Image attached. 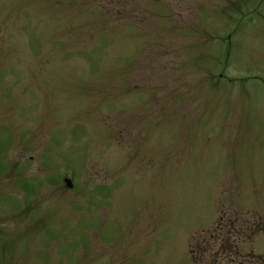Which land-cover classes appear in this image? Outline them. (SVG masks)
Here are the masks:
<instances>
[{
	"label": "rangeland",
	"instance_id": "rangeland-1",
	"mask_svg": "<svg viewBox=\"0 0 264 264\" xmlns=\"http://www.w3.org/2000/svg\"><path fill=\"white\" fill-rule=\"evenodd\" d=\"M256 216L264 0H0V264H194Z\"/></svg>",
	"mask_w": 264,
	"mask_h": 264
},
{
	"label": "trees",
	"instance_id": "trees-1",
	"mask_svg": "<svg viewBox=\"0 0 264 264\" xmlns=\"http://www.w3.org/2000/svg\"><path fill=\"white\" fill-rule=\"evenodd\" d=\"M251 219V220H250ZM248 222L242 221L241 225L236 223L224 222L225 224L218 222L219 225L214 226L210 231L199 230L194 235L190 241L189 256L194 264H199L196 262L195 258L197 254H200L201 248L206 244L209 246L206 248L208 256L221 255L218 261L221 264H264V255H259L256 253H249L240 257L236 250V242L239 237L241 238H251L254 234H260L264 232V223L259 217H252ZM216 235V236H215ZM210 237H214V241L209 243ZM214 244L217 246L215 249L212 247ZM212 249V250H211ZM197 252V254H196Z\"/></svg>",
	"mask_w": 264,
	"mask_h": 264
},
{
	"label": "water",
	"instance_id": "water-1",
	"mask_svg": "<svg viewBox=\"0 0 264 264\" xmlns=\"http://www.w3.org/2000/svg\"><path fill=\"white\" fill-rule=\"evenodd\" d=\"M64 182H65L67 187H70V183H69L68 179H65Z\"/></svg>",
	"mask_w": 264,
	"mask_h": 264
}]
</instances>
